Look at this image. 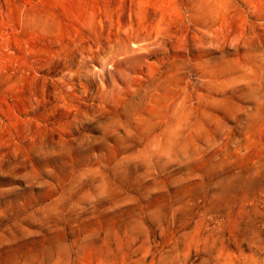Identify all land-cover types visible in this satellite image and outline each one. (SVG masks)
Here are the masks:
<instances>
[{"label":"rangeland","instance_id":"obj_1","mask_svg":"<svg viewBox=\"0 0 264 264\" xmlns=\"http://www.w3.org/2000/svg\"><path fill=\"white\" fill-rule=\"evenodd\" d=\"M0 264H264V0H0Z\"/></svg>","mask_w":264,"mask_h":264}]
</instances>
